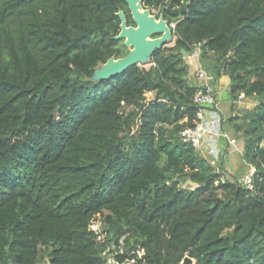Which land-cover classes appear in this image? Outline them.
<instances>
[{
  "label": "trees",
  "instance_id": "16d2710c",
  "mask_svg": "<svg viewBox=\"0 0 264 264\" xmlns=\"http://www.w3.org/2000/svg\"><path fill=\"white\" fill-rule=\"evenodd\" d=\"M142 2L173 44L93 79L128 53L125 0H0V264H264V0ZM195 50L231 111L256 101L228 119L251 187L180 134Z\"/></svg>",
  "mask_w": 264,
  "mask_h": 264
},
{
  "label": "water",
  "instance_id": "95a60500",
  "mask_svg": "<svg viewBox=\"0 0 264 264\" xmlns=\"http://www.w3.org/2000/svg\"><path fill=\"white\" fill-rule=\"evenodd\" d=\"M135 25H128L125 14L118 12L120 30L115 39H123L124 45L129 48L128 53L119 58L111 57L95 69L93 79H106L122 74L129 67L150 62L152 53L173 39L170 24L161 15L157 19L143 8L142 0H125ZM143 8V13L140 12ZM184 55L186 52L182 50ZM226 141L220 139L219 159L222 156ZM191 259L185 255L181 264H190Z\"/></svg>",
  "mask_w": 264,
  "mask_h": 264
},
{
  "label": "built area",
  "instance_id": "2783aa9c",
  "mask_svg": "<svg viewBox=\"0 0 264 264\" xmlns=\"http://www.w3.org/2000/svg\"><path fill=\"white\" fill-rule=\"evenodd\" d=\"M193 77L196 86L193 94V102L196 105L194 123L183 129L180 134L185 141L206 155L212 162H217L220 155V139H225L227 148L236 147V140L223 128L225 117L221 112L212 84L213 77L200 66L194 67ZM244 97V93H240L237 102ZM251 182L252 170L246 174L243 180V183L248 187H251ZM130 263H133V260L127 261L126 264Z\"/></svg>",
  "mask_w": 264,
  "mask_h": 264
},
{
  "label": "rangeland",
  "instance_id": "374dc122",
  "mask_svg": "<svg viewBox=\"0 0 264 264\" xmlns=\"http://www.w3.org/2000/svg\"><path fill=\"white\" fill-rule=\"evenodd\" d=\"M143 8H145L143 6ZM150 11V14L155 16V18L158 20V18L163 15L162 11L159 9H152V8H147ZM135 25V23H134ZM173 44V39L167 43V45H172ZM129 50V48H127ZM197 52V50H195ZM195 52H192L190 54L189 58H186V62L188 63V60H192L189 63L194 67L196 66V62L194 60L197 59V54ZM194 59V60H193ZM150 65L149 63L146 64H139L138 66H145L148 67ZM193 70L192 67L189 66V76L188 79L190 82L193 81ZM195 83V82H193ZM147 100H151L153 98V94L151 92H147L146 94ZM218 100L220 103V106L222 109H224V117H225V122L223 124V128L230 134L233 135V137L236 140V147L230 146V152L227 154V157L223 161V169L222 173L224 175V178H227L229 180H238V181H243L244 177L248 172L252 170V167H250L244 160L242 159V151H243V142H242V136L241 133H236L233 130L232 123L228 120L229 117L232 114L237 113L241 108H251L256 104V101H253L250 98L244 97L243 99H240L238 101L237 107L235 108V112L230 110V98L228 91L225 90L223 92H220L218 95ZM264 144V141L262 142ZM235 149V150H233ZM184 186H194L193 183L186 182L184 183ZM99 222H97L95 225H93L94 229L99 232ZM108 261L113 264L112 257H109ZM132 264V263H130ZM181 264V263H180Z\"/></svg>",
  "mask_w": 264,
  "mask_h": 264
},
{
  "label": "crops",
  "instance_id": "0c3cea01",
  "mask_svg": "<svg viewBox=\"0 0 264 264\" xmlns=\"http://www.w3.org/2000/svg\"><path fill=\"white\" fill-rule=\"evenodd\" d=\"M197 54V52H195ZM194 60V59H193ZM196 62V66H199V62L198 60H194ZM228 84H229V77L227 75H222L221 77L218 78V80L216 81L215 85H214V90L216 92V97L218 99V95L220 92H223L225 90H227V87H228ZM219 101V100H218ZM219 106H220V103H219ZM220 109H221V112L224 114V109L221 108L220 106ZM230 134V132H229ZM230 136L233 137L232 134H230ZM235 150V149H233ZM230 152V147H228V153Z\"/></svg>",
  "mask_w": 264,
  "mask_h": 264
},
{
  "label": "bare ground",
  "instance_id": "6f19581e",
  "mask_svg": "<svg viewBox=\"0 0 264 264\" xmlns=\"http://www.w3.org/2000/svg\"><path fill=\"white\" fill-rule=\"evenodd\" d=\"M140 12L143 13V8H140ZM158 21V20H157Z\"/></svg>",
  "mask_w": 264,
  "mask_h": 264
}]
</instances>
